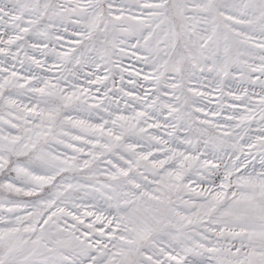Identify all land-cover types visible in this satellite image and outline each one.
I'll return each mask as SVG.
<instances>
[{"label":"snow or ice","instance_id":"6c2138e0","mask_svg":"<svg viewBox=\"0 0 264 264\" xmlns=\"http://www.w3.org/2000/svg\"><path fill=\"white\" fill-rule=\"evenodd\" d=\"M0 264H264V0H0Z\"/></svg>","mask_w":264,"mask_h":264}]
</instances>
